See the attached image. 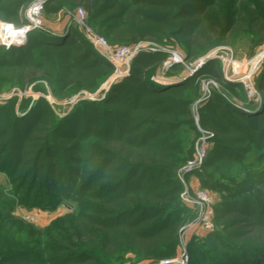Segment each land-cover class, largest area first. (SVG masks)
<instances>
[{"label":"rangeland","instance_id":"1","mask_svg":"<svg viewBox=\"0 0 264 264\" xmlns=\"http://www.w3.org/2000/svg\"><path fill=\"white\" fill-rule=\"evenodd\" d=\"M31 1L18 10L19 22H24V9ZM185 5L189 14L182 17L185 23L182 25L186 28L179 27L184 33L162 41L142 39L121 44L135 47L131 59L148 55L144 65H137L138 69L132 68L130 59L128 65L119 66L117 75L113 62L97 53L112 68L89 66L79 70L77 73L90 89L58 85V67L76 55L68 53L69 59L62 58L61 53L67 51L62 48L33 51L34 60L48 57L51 62L43 60L41 67H47L46 74L40 72L43 76L31 80L24 88L7 86L0 68V264H25L20 254L36 253L41 233L52 224H62L79 215L105 219L108 204L98 203L94 197L99 193L94 185L101 178L88 180L81 171L88 160L91 162L97 157L104 136L127 130V139L134 140L149 125L142 120L146 110L135 108L137 101L156 110L169 108L162 116L166 123L161 128L159 141L168 151L183 153L187 160L195 157L202 136H207L205 149L211 150L214 146L215 131L207 125L210 121L226 126L229 131L243 133L246 140L239 143L242 150L235 158L225 157L210 163L207 177L199 174L205 167L202 162L192 169L189 162L193 159L181 164L176 171L181 184L179 198L188 206V212L177 231L174 250L172 253L166 250L164 256L141 263L135 262L130 253H124L121 264H156L162 259L178 257L184 260L182 264H187L190 243H199L207 231L223 232L215 223L214 207L229 191L244 190L250 197L249 204L258 211V206L253 204L258 198L255 191L247 190L254 181L264 180V53L260 55L264 52V33L256 34L248 26L235 29L225 36L223 43L213 45L200 55L189 56L186 39L197 33L194 23L199 21L197 28L202 27L214 8L203 9L199 0H186ZM78 8L86 14L80 0H47L41 14L42 25L35 29L59 35L73 25L83 35L81 27L72 23ZM110 11L117 13L120 8L115 6ZM5 14L0 10V20H14L13 15H6L4 20ZM87 25L105 37L94 22L87 20ZM156 25L163 27L159 22ZM187 28L191 30L188 34ZM26 37L14 45H22ZM172 52L179 56L177 60H172ZM259 55L261 60L250 76L253 94H249L239 79L247 73L249 61ZM67 73L61 71L62 76ZM191 81L197 82L198 95L190 98L184 94L173 112L169 105L173 103L166 97L143 91L146 86L169 91L170 87ZM113 85L117 86L113 89ZM114 97L118 99L111 101ZM213 97H220L223 105L224 102L229 105L228 110L212 107ZM176 117L182 119L181 126L172 128L167 122H173ZM70 185L73 186L71 193L67 189ZM201 191L211 200V227L204 231L195 223L190 202ZM185 193L187 201L183 199ZM119 227L110 229V233H121Z\"/></svg>","mask_w":264,"mask_h":264},{"label":"trees","instance_id":"2","mask_svg":"<svg viewBox=\"0 0 264 264\" xmlns=\"http://www.w3.org/2000/svg\"><path fill=\"white\" fill-rule=\"evenodd\" d=\"M27 1L2 0L0 10L6 13L4 20H7L6 15H13L14 20L11 22L21 25L23 22L18 20V10ZM80 1L86 9L88 23L94 22L112 47L131 40L162 41L168 36L177 37L184 33L179 28L185 24L182 17L189 14L184 8L186 0ZM199 1L203 3V9L213 7L214 10L208 14L207 22L202 27L197 28L199 21L194 23L193 28L198 31L194 37L186 39L189 56L200 55L213 45L223 43L225 36L235 29L248 26L256 34L264 33V0ZM115 6L120 8L117 13L110 11ZM158 22L163 27L157 26ZM189 28L187 34L191 31ZM26 36L25 42L20 46L12 44L8 48L0 47L1 73L9 87L24 88L31 80L43 76L40 72L46 74L47 67L44 69L41 65L43 60L51 62V58H32L34 50L43 48L67 50L61 53L62 58L70 57L68 53H76L75 57H70V62L61 64L57 69L60 87L76 85L90 89L87 81L77 73L79 70H85L89 66L112 68L99 57L91 43L73 25L59 35L32 29ZM147 56L141 54L133 57L132 68L138 69V64L144 65ZM214 61L215 59L210 62ZM61 71L68 73L62 76ZM196 85L197 82L191 81L170 87L169 91L164 88L157 91L146 86L143 91L166 97V100L173 103L169 104L173 112V107L184 94L190 95V98L198 95ZM116 86L113 85L112 88ZM116 99L118 98L114 97L111 101ZM212 99L215 102L212 107L228 110L229 105L225 102L223 105L220 97ZM137 102L135 108L143 107L146 110L142 120L144 124L149 123L150 127L145 126L134 140L127 139V130L104 136L96 153L97 157L91 162L88 160L81 171V175H85L88 180L101 178L94 185L99 192L94 197L98 203L108 204L105 219L79 215L65 223L52 224L41 233L36 253L20 254L21 261L25 264H121L124 253H130L135 262L141 263L164 256L163 252L166 250L172 253L177 243V231L188 212V206L179 198L181 184L176 171L181 164L194 159V156L187 160L183 153L170 152L159 141L161 128L166 123L162 116L169 108L156 110L143 102ZM176 118L167 124L172 128L181 126L182 119ZM207 125L215 131V144L211 150L205 149L201 161L205 167L199 173L203 177L209 176L210 163L238 156L242 150L239 143L246 140L243 133L229 131L222 124L210 121ZM203 180L205 183V178ZM67 189L71 193L73 186L70 185ZM249 190H254L258 197L253 201L258 206V211L251 207L250 197L246 196L244 190L224 194L214 207L215 223L221 226L223 232L210 230L199 243H190L187 264H264V180L254 181L247 191ZM116 226H120L121 233H110V229ZM17 259L20 260L18 257Z\"/></svg>","mask_w":264,"mask_h":264},{"label":"built area","instance_id":"3","mask_svg":"<svg viewBox=\"0 0 264 264\" xmlns=\"http://www.w3.org/2000/svg\"><path fill=\"white\" fill-rule=\"evenodd\" d=\"M47 0H32L27 7L24 9V22L20 26H15L13 23L8 21L0 20V46L8 47L14 43H17L25 39L27 33L35 28H39L42 25V10ZM87 17L81 8L74 11L72 21L76 23L82 29L84 37L91 43L93 48L99 53L104 59L111 60L117 70V75L120 74L119 66L128 65L135 47L132 48L129 45H120L117 47L110 48L106 39L94 33L91 28L87 25ZM262 52L260 55H262ZM172 60H177L179 56L176 52H172ZM259 55V60L261 56ZM253 62V59L248 63L247 73L240 77L241 83L247 88L249 94H253V89L250 82L251 73L254 70V66L259 62ZM207 136H202L195 150V157L189 162L190 168H198L201 160L205 154ZM187 169V167H186ZM186 193L183 195V199L187 201ZM194 213L196 216L195 223H197L202 231L208 230L211 227V209L209 204L210 198L206 192L201 191L197 193L196 200H190ZM194 223V224H195ZM184 260L181 257L162 259L156 264H182Z\"/></svg>","mask_w":264,"mask_h":264},{"label":"bare ground","instance_id":"4","mask_svg":"<svg viewBox=\"0 0 264 264\" xmlns=\"http://www.w3.org/2000/svg\"><path fill=\"white\" fill-rule=\"evenodd\" d=\"M259 60V56H257L256 58L253 59V62L258 61Z\"/></svg>","mask_w":264,"mask_h":264},{"label":"water","instance_id":"5","mask_svg":"<svg viewBox=\"0 0 264 264\" xmlns=\"http://www.w3.org/2000/svg\"><path fill=\"white\" fill-rule=\"evenodd\" d=\"M66 30V29H65ZM65 30H62L61 32H64Z\"/></svg>","mask_w":264,"mask_h":264}]
</instances>
